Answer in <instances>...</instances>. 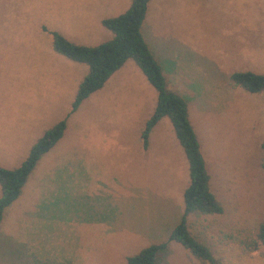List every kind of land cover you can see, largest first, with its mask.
<instances>
[{
	"label": "rangeland",
	"instance_id": "rangeland-1",
	"mask_svg": "<svg viewBox=\"0 0 264 264\" xmlns=\"http://www.w3.org/2000/svg\"><path fill=\"white\" fill-rule=\"evenodd\" d=\"M129 3L0 0V150L8 147L0 166H18L27 147L65 118L48 168L29 177L32 196L23 208L15 200L8 205L0 223V264H126L127 256L166 241L180 219L187 163L171 124L161 118L148 132V147L140 136L154 89L128 59L69 113L87 67L51 46L50 31L86 46L108 40L101 19ZM140 32L167 88L186 103L208 188L222 208L189 214L188 232L207 246L215 264H264L263 245L245 246L264 218V93L229 80L236 71L264 74V0H149ZM102 193L110 221L80 225L55 211L57 198L95 203ZM41 213L44 220L33 215ZM154 264L209 263L167 241Z\"/></svg>",
	"mask_w": 264,
	"mask_h": 264
},
{
	"label": "trees",
	"instance_id": "trees-1",
	"mask_svg": "<svg viewBox=\"0 0 264 264\" xmlns=\"http://www.w3.org/2000/svg\"><path fill=\"white\" fill-rule=\"evenodd\" d=\"M148 1L130 0L124 12L101 19V26L111 34V37L102 43L94 46L77 44L56 31H50L51 46L54 52L87 67L86 73L77 84L69 113L91 93L100 89L106 79L130 59L156 94L152 113L145 120L140 134L143 147L147 144L150 129L160 118L166 117L186 159L188 183L182 192L183 208L179 221L170 230L166 241L147 245L134 255L127 256L126 264H154L158 252L166 247L167 241H174L194 257L215 264L207 246L188 232L186 217L189 214H219L222 208L208 188V175L195 133L187 118L186 103L180 95L167 88L160 66L152 57L141 35L140 25ZM229 80L232 85L249 93H264V74L236 71L229 75ZM64 129L65 118L43 131L30 145L18 166L12 169L0 166V220L4 208L17 198L20 188L39 157L58 141ZM259 146L262 153L260 167L264 169V139ZM258 245L264 246V218L257 225L255 237L245 242L249 250L256 249Z\"/></svg>",
	"mask_w": 264,
	"mask_h": 264
},
{
	"label": "crops",
	"instance_id": "crops-1",
	"mask_svg": "<svg viewBox=\"0 0 264 264\" xmlns=\"http://www.w3.org/2000/svg\"><path fill=\"white\" fill-rule=\"evenodd\" d=\"M147 45V44H146ZM177 80L174 79V83H176ZM173 91V90H172ZM175 92V91H173ZM163 118V117H162ZM161 119V118H160ZM159 119V120H160ZM158 120V121H159ZM157 121V122H158ZM169 121V120H168ZM157 124V123H156ZM168 127V126H167ZM172 128V127H171ZM176 139V138H175ZM57 142V141H56ZM146 147H148V144L146 145ZM8 149V147L6 148ZM4 149V150H6ZM28 147H27V151H28ZM4 150H0V154L1 155H5L4 154ZM26 151V152H27ZM144 151V150H143ZM50 152H52L51 154H49ZM27 154V153H26ZM25 154V156H26ZM55 154V152H53V149L50 148L48 151H46L44 154H42L40 156V158L37 160L35 166L33 167V169L30 171V173L27 175L22 187L20 188V192L17 196V198L15 199L14 203H17L16 204V208L19 209L20 208H23V204L32 196V191H31V187H26V185H30V180H29V177L31 175H34V173L39 169V172L40 174L44 173L45 170L48 168L47 167V164L48 162L50 161V158H51V155ZM50 156V158L48 157ZM23 159H20L19 161H21ZM17 160L13 161L12 163H9L7 165H5L6 167L10 168L12 165L16 164L17 162H19ZM42 161V165H40ZM38 164V165H37ZM37 165V166H36ZM49 166V165H48ZM37 167V168H36ZM34 169H36L34 171ZM103 191V189H102ZM107 194L106 193H102L101 194V201H97L95 203H89V202H93L91 199L88 200L87 203H85L83 201V204H80L81 201L80 200H76L75 203H71V202H66L65 198H57L54 194H51L49 196V199L51 198H57L59 199L57 204L55 205V211L60 215V218L62 219V216H65V217H69V216H72L74 219H76L77 222L80 223V225L82 223H92L94 221H101V222H106V221H110L111 219L113 218H108L106 217L104 214L106 213L107 214V209L111 210V206L109 205V199L106 197ZM113 199L115 201H117L118 199L115 198L114 196H112ZM41 200H43L41 198ZM72 200V199H70ZM74 201V199L72 200ZM12 203V202H11ZM53 202H51V205ZM10 205V204H9ZM95 206L98 208V209H101L102 211V214L101 213H96V211L94 210ZM8 209V206L4 208L3 210V213H2V217H1V220H0V223L3 221V218L6 217V211ZM12 209L9 208V210ZM23 210V209H22ZM23 212L26 213V211L23 210ZM33 215H36V219H38V217L42 218V220L45 219V217L43 216V213L41 214H33ZM128 216V215H126ZM35 219V220H36ZM28 221H31V220H28ZM106 229V227H105ZM106 234V236L110 233L108 229H106L104 231Z\"/></svg>",
	"mask_w": 264,
	"mask_h": 264
}]
</instances>
